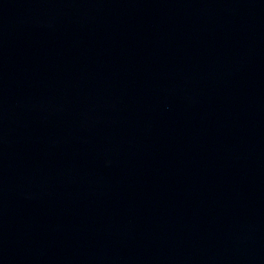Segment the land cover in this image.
<instances>
[{"label": "water", "instance_id": "95a60500", "mask_svg": "<svg viewBox=\"0 0 264 264\" xmlns=\"http://www.w3.org/2000/svg\"><path fill=\"white\" fill-rule=\"evenodd\" d=\"M0 264H264V0H0Z\"/></svg>", "mask_w": 264, "mask_h": 264}]
</instances>
